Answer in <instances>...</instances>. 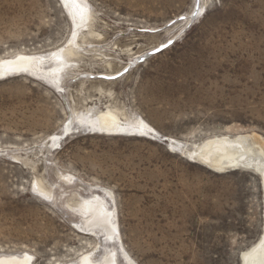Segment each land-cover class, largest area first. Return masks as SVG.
Returning a JSON list of instances; mask_svg holds the SVG:
<instances>
[{"label": "rangeland", "instance_id": "374dc122", "mask_svg": "<svg viewBox=\"0 0 264 264\" xmlns=\"http://www.w3.org/2000/svg\"><path fill=\"white\" fill-rule=\"evenodd\" d=\"M80 1L90 19L58 84L0 76V254L64 264L114 250L125 264L123 247L137 264H243L264 226L263 177L213 172L170 139L264 138V0ZM74 31L62 0H0V58L51 53ZM109 109L153 130L84 124ZM94 196L114 210L118 243L84 228L76 205Z\"/></svg>", "mask_w": 264, "mask_h": 264}, {"label": "bare ground", "instance_id": "6f19581e", "mask_svg": "<svg viewBox=\"0 0 264 264\" xmlns=\"http://www.w3.org/2000/svg\"><path fill=\"white\" fill-rule=\"evenodd\" d=\"M62 2L73 22L75 30L69 40V44L48 54L19 52L12 57H2L0 58V76L26 72L42 76L51 83L58 84L61 72L69 64L66 57L73 53L71 46L76 44L77 30L86 26L87 21L90 19L87 6L80 0H62ZM50 61L54 62V66L45 68V65ZM86 121L89 127L97 131H103L102 133L117 134L125 131L145 133L153 130L141 117L121 119L111 109L106 112H89L84 119V124ZM69 126V122L66 123L63 127L64 130L69 129ZM58 136H51L54 144L58 140ZM170 140L172 144L182 151L187 159L194 160L213 172L224 173L240 168L254 169L261 174L264 184V138L256 132H240L234 135L225 133L211 136L200 144L195 145L192 149H187L186 145L178 140ZM36 186L38 192L45 194V197L51 194L38 183H36ZM107 192L111 195L110 191ZM76 207H78V212L83 217V225L86 230L94 231L95 233L101 232L106 240H114V242L118 243L116 240L119 238V234L115 221V212L107 207V203L102 197L94 196L83 199ZM122 248L121 255L125 264H137ZM116 254L114 250H108L99 259H94L91 252H82L75 263L66 262L64 264H119ZM32 260V255L26 252L21 255L0 254V264H32ZM56 264L61 263L57 262ZM243 264H264V226L261 237L254 248L250 252L243 254Z\"/></svg>", "mask_w": 264, "mask_h": 264}, {"label": "water", "instance_id": "95a60500", "mask_svg": "<svg viewBox=\"0 0 264 264\" xmlns=\"http://www.w3.org/2000/svg\"><path fill=\"white\" fill-rule=\"evenodd\" d=\"M197 3H198V0H197V2H196V7H195V8H197ZM181 18H184V17H181ZM170 41H171V40H170ZM171 43H172V41H171L170 43H169V41H167L165 44H163V45H161V46L155 48L154 50H151V51L148 52V53H149V54L157 53V52L163 50L165 47L169 46ZM144 59H145V56H140V57H138V61H143ZM124 71H126V70L121 71L120 73H118V74L112 76L111 78H116V77H118V76L121 75ZM238 261H239V264H240V258H239V256H238Z\"/></svg>", "mask_w": 264, "mask_h": 264}, {"label": "snow or ice", "instance_id": "6c2138e0", "mask_svg": "<svg viewBox=\"0 0 264 264\" xmlns=\"http://www.w3.org/2000/svg\"><path fill=\"white\" fill-rule=\"evenodd\" d=\"M171 41H169V43H170Z\"/></svg>", "mask_w": 264, "mask_h": 264}]
</instances>
